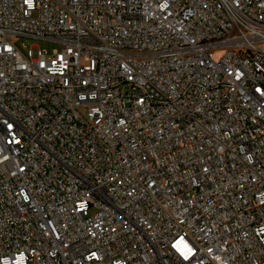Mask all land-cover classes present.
I'll use <instances>...</instances> for the list:
<instances>
[{"label":"built area","instance_id":"built-area-1","mask_svg":"<svg viewBox=\"0 0 264 264\" xmlns=\"http://www.w3.org/2000/svg\"><path fill=\"white\" fill-rule=\"evenodd\" d=\"M0 264H264V0H0Z\"/></svg>","mask_w":264,"mask_h":264},{"label":"rangeland","instance_id":"rangeland-1","mask_svg":"<svg viewBox=\"0 0 264 264\" xmlns=\"http://www.w3.org/2000/svg\"><path fill=\"white\" fill-rule=\"evenodd\" d=\"M19 44V45H25V47L29 48L31 46H37L39 49L41 50H46L48 52L51 51L52 48H58L57 45L55 44H51V43H47V42H43V41H36V40H33V39H24V38H21V39H17L16 40ZM24 51H26V49H24Z\"/></svg>","mask_w":264,"mask_h":264}]
</instances>
